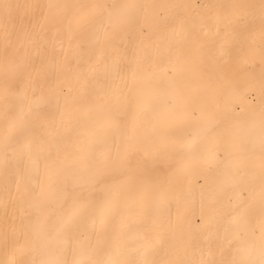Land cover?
Masks as SVG:
<instances>
[{
  "label": "bare ground",
  "instance_id": "6f19581e",
  "mask_svg": "<svg viewBox=\"0 0 264 264\" xmlns=\"http://www.w3.org/2000/svg\"><path fill=\"white\" fill-rule=\"evenodd\" d=\"M2 3L0 262L261 264L264 0ZM124 127L146 185L91 165Z\"/></svg>",
  "mask_w": 264,
  "mask_h": 264
},
{
  "label": "snow or ice",
  "instance_id": "6c2138e0",
  "mask_svg": "<svg viewBox=\"0 0 264 264\" xmlns=\"http://www.w3.org/2000/svg\"><path fill=\"white\" fill-rule=\"evenodd\" d=\"M6 12H10L13 7H19L18 5H11L8 3H2L0 5ZM233 34H236V30L233 29ZM105 149L104 151L91 162L93 167L112 168L120 173L124 177V183L127 185L143 186L148 184L155 173V167L149 168L145 165L143 156H151L154 151L158 149V146L149 140H146L139 135L136 129H128L124 127L117 133L114 138L105 137ZM161 192L163 197V186L155 185ZM116 196L119 193H112ZM163 203V200H161ZM248 211L246 207L239 216V219L243 222V226L247 227V218L245 213ZM261 238L264 240V200L261 201V221H260ZM178 241L179 237H175ZM23 254V248L18 250ZM0 264H28L24 260H13L10 262H0ZM49 264H59L58 261H50ZM113 264H119L118 261ZM144 264H154L151 261H145ZM187 264H216L215 261H194L190 260ZM264 264V260L261 261Z\"/></svg>",
  "mask_w": 264,
  "mask_h": 264
}]
</instances>
